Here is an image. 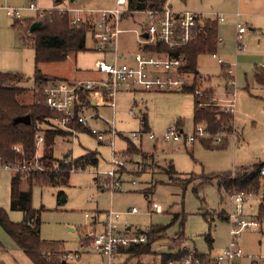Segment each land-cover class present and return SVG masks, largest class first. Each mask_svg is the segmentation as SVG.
<instances>
[{"label": "rangeland", "instance_id": "1", "mask_svg": "<svg viewBox=\"0 0 264 264\" xmlns=\"http://www.w3.org/2000/svg\"><path fill=\"white\" fill-rule=\"evenodd\" d=\"M30 2L44 10L43 16L27 8ZM114 3L115 0H0V6L24 7L19 19L8 17L0 8V73L24 75L25 79L15 84V87L28 90L23 102L30 103L32 90L38 88L34 78V50L30 41L23 44L21 40L26 24L30 25L36 18L44 19L55 9L66 10L70 16L73 14L71 10H92L96 16L97 11L111 9ZM166 5L173 11L194 10L209 18L217 13L224 15L225 20L217 25V35L223 39V44L216 46V54L224 62L235 64L233 76L223 73V68L211 57L213 48L197 56L198 74L194 81L199 90L210 88L213 92L203 100L204 107L212 111L214 108L223 110L219 103L229 97L226 94L234 93L235 107L233 112H229L233 116L231 128H218L209 133L213 137L197 138L191 143H185L184 139L157 143L143 140L137 144L140 147L135 145L140 153L128 152L125 150L128 137L132 132L143 130L141 120L145 114L151 132L161 133L179 122L184 133L192 134L195 131L193 93L155 89L119 92L115 96L114 112L105 105L98 107L97 112L93 110L95 106L89 108L86 115L100 116L109 122L108 127L113 126L118 132L113 138V149L116 155L123 151L125 165L120 171L124 172L122 179L126 182H123L121 190L109 188L111 178L107 173L111 169L113 151L107 142L110 139L107 133L103 141L87 130L54 138L51 150L54 159H47L43 164L57 173L59 164L71 161L85 151L98 152L97 165L73 168L64 182L35 184L31 189L30 206L38 210L41 239L55 242L53 249L62 250L59 255L79 253L78 258L68 259L67 264H163L166 255L184 243L199 253H218L231 239L230 221L219 218L218 214L227 216L232 211L233 204L227 195L234 192L219 191L217 182L203 175L229 170L235 172L234 169L264 161V84L255 77L256 72L264 73V0H167ZM237 12L239 15L236 17ZM237 23L247 29L239 40ZM134 40L132 33L120 36V41L127 42L128 46L134 44ZM238 43L240 50H237ZM93 46L87 37L85 51L71 53L63 62L39 63V72L48 78L47 83L66 79L87 81L99 77L95 62L108 60L109 55L102 54ZM0 96V101L4 100L3 95ZM58 126L51 120L49 127L42 124L45 129L60 128ZM88 127L103 130L104 124L89 118ZM218 134L222 141L215 144L213 138ZM200 139L211 144V148L205 147ZM46 146V142L36 145L35 161L30 166L45 167L38 159ZM171 164L174 167L169 169ZM11 166L10 170L5 169L0 162V208L6 211L9 220L19 222L23 213L10 207V177L28 169H19L16 164ZM131 180H135V185L127 182ZM259 181V190L243 202L241 213L242 219H255L259 226L245 229L236 236L243 253V257L237 260L238 264H264V197L260 190L264 180L260 178ZM143 189L153 190V193L146 198ZM148 200L150 204L158 202L162 211L151 212ZM133 206L138 212L129 213ZM108 210L121 212L120 224L144 231L153 225H167L172 221L173 213L184 211V233L176 223L154 236L157 238L151 241L148 252L135 256L120 254L110 262L91 249V241L86 236L88 231L99 228L95 219H102ZM203 213L209 214L206 219ZM93 214L96 215L91 218ZM208 233L213 239L212 247L205 240ZM0 244V264H35L1 225Z\"/></svg>", "mask_w": 264, "mask_h": 264}, {"label": "built area", "instance_id": "2", "mask_svg": "<svg viewBox=\"0 0 264 264\" xmlns=\"http://www.w3.org/2000/svg\"><path fill=\"white\" fill-rule=\"evenodd\" d=\"M114 4L115 6L111 9L97 11L96 16H93L92 10H71L73 12L71 23L74 25L86 24V36L93 42V48L104 55H109V59H100L95 62V67L101 73V77L77 82L53 81L43 86V103L50 111L57 113L58 117L54 121L62 129L73 131L71 127L73 123L89 128L88 119L93 118L94 114H85L88 106L83 105L80 100L81 91L87 93V98L92 106L107 105L114 112L115 96L119 91H135L137 88L182 91L194 83L196 75L182 70L185 65L184 55L178 53L171 56V51L192 41L198 21L207 17L194 10L173 11L166 4L160 11L155 9L131 10L128 7V0H115ZM23 8L5 6L4 10L8 17L19 19ZM27 8L39 12V15L43 16L44 10H41L34 2H30ZM238 15L237 12L236 17ZM133 18H136L135 21ZM213 18L218 22L225 20L224 15L218 13L213 14ZM236 27L239 40L247 29L239 23L236 24ZM127 33L135 35L134 44L131 46H128L127 42L120 41V36ZM143 34L147 36L144 37ZM222 43L223 39L218 37L217 45ZM161 45L164 47L163 49L160 48ZM240 49L241 46L238 43L237 50ZM211 57L216 59L223 68V73L233 76L235 64L230 65L224 62L217 56L216 52H212ZM204 91L196 88L194 94L201 97ZM226 95L229 97L221 100L219 104L224 112H233L235 107L234 93ZM204 104V101H198V107H204ZM89 130L99 141L105 140L106 133L110 135L107 142L112 148L113 155L111 169L107 173V176L111 178L109 188L121 190L123 182H126L120 174V169L125 165V161L122 159V152L116 155L113 149V138L118 132L111 125L106 131L97 128H89ZM209 133L210 131L204 123H198L192 134L184 133L180 125L175 123L161 133H154L149 130L132 132L131 138L136 142H141L144 137H147L152 141L174 142L184 139L185 143H191L197 138L213 137ZM35 137L36 145L44 141L41 134H36ZM221 141L222 136L219 134L213 138L215 144ZM12 148L21 152L22 146L14 144ZM22 167L27 166L23 164L19 169ZM4 168L10 170L12 166L6 164ZM259 176L264 180V161L260 167ZM100 178L102 179V176ZM127 182L135 184V180ZM263 188L264 183L260 189L262 197H264ZM252 194L254 192H237L227 195L233 204L232 211L227 215V220L230 221L231 226V239L227 246L216 254H210L199 253L184 243L177 249L185 252L183 256L171 258L166 264H238L237 260L243 257V253L238 246L236 236L245 229H255L259 226V222L255 219L245 220L241 218L242 204ZM149 210L161 212L162 208L158 202L153 201ZM128 212L136 213L138 209L133 206ZM94 215L96 214H93L91 218ZM121 215V212L118 211H106L102 219H95L99 228L88 231L86 235L91 241V249L107 257L110 262L121 253L123 248L134 243L144 242L146 239V234L140 230L138 234V230H132L130 227L121 230L119 226ZM86 216L89 214L86 213ZM78 257L79 253L64 252L59 255V260L66 262L68 259Z\"/></svg>", "mask_w": 264, "mask_h": 264}, {"label": "trees", "instance_id": "3", "mask_svg": "<svg viewBox=\"0 0 264 264\" xmlns=\"http://www.w3.org/2000/svg\"><path fill=\"white\" fill-rule=\"evenodd\" d=\"M167 0H128V7L131 10H162ZM45 26L32 34L28 35L27 31L29 24L27 23L24 31L21 33V40L23 44L30 41L34 50V63L36 65L35 82L38 83V88L32 90L33 100L30 103L23 102L27 89L15 87L17 82L25 79L24 75L19 73H0V95H3L4 100L0 101V162L6 164H16L20 168L23 164L27 166V172L13 173L10 177V207L13 210H19L23 213V219L19 222L9 220L5 210L0 208V225L6 233L15 241L24 253L33 260L35 264H61L59 260V252L62 250H54L55 242H46L41 239L39 233V213L38 210L30 206L31 189L35 184H58L64 182L73 168L83 169L87 165H97L98 152L89 150L71 161L64 162L60 165V171L50 170L43 164L45 160H53L51 150L54 143V138L60 135L71 136L76 131L87 130L92 134L89 128L84 127L78 123L72 124V130L53 128L45 129L42 124L49 127V120L54 121L58 115L50 111L43 103L42 88L47 83L48 78H44L39 72V63H58L63 62L71 53L82 52L86 50V31L87 25H74L71 23V16L64 10H54L44 17ZM217 22L209 18L198 21L195 29V36L192 41L183 46L175 48L171 51V56L182 53L185 57V65L182 67L183 71H188L194 75L198 74L196 69V58L201 53L206 51L216 52L217 46ZM161 49L164 47L161 45ZM210 52V53H212ZM255 77L260 83L264 84V73H255ZM197 88L196 81L191 87L184 90L192 92L194 95L193 116L194 127L198 123H205L210 132L223 127L224 129L231 128L232 114L224 112L223 110L214 111L209 108L198 107V101H203L208 95L213 92L207 88L201 97L194 94ZM1 98V96H0ZM80 100L83 105L91 106L87 98V93L80 92ZM30 116V123H14L13 118L16 116L26 115ZM144 131L147 129L146 118L142 117ZM176 124L180 125L179 122ZM46 132V134L44 133ZM36 134L44 136V142L47 146L44 153L38 159L41 165L45 167L34 168L30 166L35 161L36 152ZM93 135V134H92ZM94 136V135H93ZM20 144L22 146L21 152H17L12 148V145ZM205 147L211 148V144L203 141ZM128 152L135 151L140 153L138 148L129 142L127 148ZM123 152V151H122ZM37 160V161H38ZM39 164V165H40ZM262 163L259 162L250 167H242L235 172L225 171L219 174H204L208 176L210 181H216L219 191L223 192H257L260 187L259 170ZM174 166L171 164L169 169ZM121 170V169H120ZM96 180V178H95ZM27 186V188H23ZM185 187V186H184ZM196 192V191H195ZM142 193L146 198L149 197L153 190L144 191ZM201 201H204L202 198ZM149 202V200H148ZM209 214L203 213L204 218ZM172 221L167 225H153L147 231L140 230L146 234L144 242L134 243L121 250L123 254L140 255L146 253L150 249V243L156 239L155 235H159L165 231L169 226L178 223L181 233H184L185 213L176 212L172 214ZM219 218L227 220L224 214H218ZM178 217V219H177ZM138 230L137 234L140 232ZM209 247H212L213 239L208 233L205 235ZM0 244V248H1ZM185 252L177 250L166 255L163 264L171 258H179Z\"/></svg>", "mask_w": 264, "mask_h": 264}, {"label": "crops", "instance_id": "4", "mask_svg": "<svg viewBox=\"0 0 264 264\" xmlns=\"http://www.w3.org/2000/svg\"><path fill=\"white\" fill-rule=\"evenodd\" d=\"M59 1H61V0H59ZM8 6V5H7ZM4 7H5V5L4 6H0V8L1 9H3L4 10ZM4 12H5V10H4ZM203 14V13H202ZM207 18H209V17H207ZM209 19H211V20H215L216 22H217V25H218V23H220V22H218L215 18H209ZM223 44V43H222ZM222 44H220V45H222ZM214 59V58H213ZM100 76H101V74L99 73V72H97ZM99 76V77H100ZM95 78H98V77H95ZM67 80V79H66ZM138 90H141V89H139V88H137L135 91H138ZM128 90H122V91H119V92H127ZM118 92V93H119ZM135 104H134V106L136 105V102H134ZM93 106H95V107H93ZM91 105V107H93V110H95L96 112L98 111V107H100V106H104V105ZM105 106H107V105H105ZM91 107H88L87 109H89V108H91ZM109 107V106H108ZM110 108V107H109ZM92 109V108H91ZM86 113H87V111H86ZM98 115V114H97ZM143 116H145V118H146V114L145 115H143ZM93 120H95V121H97V120H100V121H102V123L104 124V131H106L107 129H108V124H109V122H107L106 120H104V119H102L100 116H94L93 117ZM147 121V120H146ZM141 122H142V120H141ZM181 124V123H180ZM142 125H143V122H142ZM182 125V124H181ZM181 125H180V127H181ZM182 128V127H181ZM143 129H144V127H143ZM147 129L149 130V128H148V124H147ZM76 132H79V131H76ZM75 132V133H76ZM109 135V134H108ZM131 137L129 136L128 137V140H129V142L130 143H132L133 145H136L137 147H140V146H138L137 144L138 143H142L143 142V140H150V139H148L147 137H144L143 139H142V141L141 142H136V141H134L132 138L130 139ZM201 141H202V143H203V139H200ZM150 141H152V140H150ZM153 142H155V143H157V142H164V141H160V140H157V141H153ZM169 142H173V141H169ZM174 142H177V141H174ZM129 144V143H128ZM155 145H157V144H155ZM154 145V146H155ZM128 146V145H127ZM154 146H153V148H154ZM153 148L152 149H150V150H153ZM221 148V147H220ZM145 151V150H144ZM124 172H121L120 171V174L122 175ZM132 185H135V184H132ZM144 190V189H143ZM149 204H150V201H149ZM149 207H150V205H149ZM119 226H120V229L121 230H124L125 229V227H127V226H125V223L124 224H120V220H119ZM213 243V242H212ZM177 251V250H176ZM120 254H123V253H120ZM120 254H118V255H120ZM67 264V263H66Z\"/></svg>", "mask_w": 264, "mask_h": 264}, {"label": "water", "instance_id": "5", "mask_svg": "<svg viewBox=\"0 0 264 264\" xmlns=\"http://www.w3.org/2000/svg\"><path fill=\"white\" fill-rule=\"evenodd\" d=\"M59 1V0H57ZM45 26V21L44 19H41V18H36L35 20H33L31 22V24L29 25V28H28V31H27V34L30 35L32 34L33 32L39 30V29H42L43 27ZM144 37H146L147 35L146 34H143ZM13 122L14 123H24V124H29L30 123V116L28 114L26 115H21V116H16L13 118ZM264 190V188L262 189ZM61 264H66L65 261H62Z\"/></svg>", "mask_w": 264, "mask_h": 264}]
</instances>
